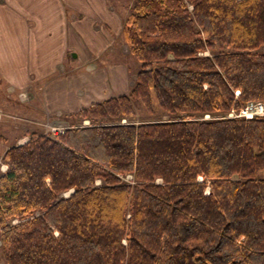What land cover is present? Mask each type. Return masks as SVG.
<instances>
[{
    "label": "trees",
    "instance_id": "obj_1",
    "mask_svg": "<svg viewBox=\"0 0 264 264\" xmlns=\"http://www.w3.org/2000/svg\"><path fill=\"white\" fill-rule=\"evenodd\" d=\"M123 39L128 93L5 151V263L264 264V115H228L264 102V0H135Z\"/></svg>",
    "mask_w": 264,
    "mask_h": 264
},
{
    "label": "crops",
    "instance_id": "obj_2",
    "mask_svg": "<svg viewBox=\"0 0 264 264\" xmlns=\"http://www.w3.org/2000/svg\"><path fill=\"white\" fill-rule=\"evenodd\" d=\"M107 5V0H0V75L16 90H26L32 80H45L46 92L32 95V100L51 101V110L69 114L84 107L76 103L84 97L78 96L82 86L85 90L112 81L111 96L120 94L115 86L125 79L127 68L124 55L116 53L125 52L126 17ZM109 54L121 62L96 64ZM80 63L97 71H79ZM123 90L121 94L129 91Z\"/></svg>",
    "mask_w": 264,
    "mask_h": 264
},
{
    "label": "rangeland",
    "instance_id": "obj_3",
    "mask_svg": "<svg viewBox=\"0 0 264 264\" xmlns=\"http://www.w3.org/2000/svg\"><path fill=\"white\" fill-rule=\"evenodd\" d=\"M135 0H107V7H113L119 11L120 14L127 17L130 13L131 6ZM125 19V18H124ZM116 24V22H115ZM124 24V22H123ZM103 27V24L101 22ZM124 26V25H123ZM106 29V28H105ZM124 51H119L116 54L120 53L124 55V62L127 70L124 80H120V85L115 87L119 88L118 93H122L123 88L129 90L131 88V80L136 77L137 71L139 70V62L137 59L130 53L129 48L125 40ZM110 55V54H109ZM119 55V54H118ZM111 57L104 55L105 61L99 60L96 61L98 66H106V61L111 60L112 63L120 61L117 55L111 54ZM107 57V58H106ZM70 60V59H69ZM81 62V61H80ZM93 62V61H92ZM104 62V63H103ZM121 62V61H120ZM88 63V62H87ZM91 63V62H89ZM95 64V65H96ZM81 68L87 73H93L95 67L86 68L81 63L78 64ZM68 69V68H67ZM111 79V78H110ZM135 81V79H134ZM26 90H16L14 86L9 85L0 75V173L6 169V165L2 161V157L5 151L14 144H22L29 140L30 134L35 133H44L54 136L57 133H60L61 130L66 129L71 124V119H69V112L65 110L54 111L49 108L51 106V101L44 102L43 99L32 100V95L41 97L44 92H46L44 87L45 80L38 81L32 80ZM130 85V86H129ZM80 86V85H79ZM81 87V86H80ZM85 87V86H84ZM113 82H104L97 83L90 87H87L85 90L83 86L79 88L81 91L78 92V96H84L80 99H77V105L84 103V107L89 104L97 101H102L111 97ZM82 89L84 91H82ZM106 91V93H105ZM46 96V94H45ZM62 104L63 106V100ZM263 102V101H261ZM264 103V102H263ZM59 105V102L56 103ZM229 115V114H228ZM261 116V115H260ZM167 114H163L162 118H167ZM209 118V115H206ZM153 118L144 107H141V110L137 112V119H150ZM127 179H131V176H127ZM69 192H66L65 195H68ZM0 264H6L1 251V242H0Z\"/></svg>",
    "mask_w": 264,
    "mask_h": 264
},
{
    "label": "built area",
    "instance_id": "obj_4",
    "mask_svg": "<svg viewBox=\"0 0 264 264\" xmlns=\"http://www.w3.org/2000/svg\"><path fill=\"white\" fill-rule=\"evenodd\" d=\"M255 115H264V103L261 101H251L249 102L243 109H241L240 111H234L232 110L229 113L230 117H252ZM63 130H61V132H63Z\"/></svg>",
    "mask_w": 264,
    "mask_h": 264
}]
</instances>
